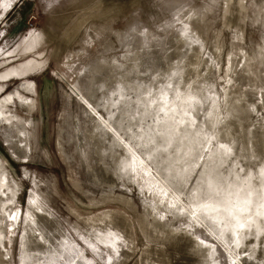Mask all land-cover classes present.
<instances>
[{"label":"rangeland","instance_id":"374dc122","mask_svg":"<svg viewBox=\"0 0 264 264\" xmlns=\"http://www.w3.org/2000/svg\"><path fill=\"white\" fill-rule=\"evenodd\" d=\"M0 264H264V0H0Z\"/></svg>","mask_w":264,"mask_h":264}]
</instances>
